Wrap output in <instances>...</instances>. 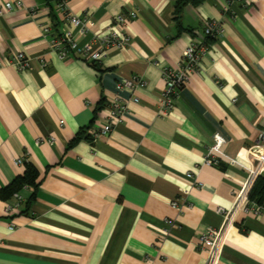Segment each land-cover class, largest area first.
<instances>
[{
	"label": "crops",
	"instance_id": "0c3cea01",
	"mask_svg": "<svg viewBox=\"0 0 264 264\" xmlns=\"http://www.w3.org/2000/svg\"><path fill=\"white\" fill-rule=\"evenodd\" d=\"M22 1L0 15V264H264V207L248 195L235 208L264 128V0H185L178 17L179 0H67L91 19L86 34L58 3ZM132 10L131 45L99 63L61 59L43 33L72 28L83 45ZM208 20L223 32L208 36ZM193 41L209 49L161 115L163 70ZM20 51L30 68L12 64ZM134 75L146 86L117 89ZM117 100L122 120L95 136ZM217 134L220 162L209 165ZM29 168L36 185H20ZM221 208L234 216L213 258L200 237L223 229Z\"/></svg>",
	"mask_w": 264,
	"mask_h": 264
},
{
	"label": "built area",
	"instance_id": "2783aa9c",
	"mask_svg": "<svg viewBox=\"0 0 264 264\" xmlns=\"http://www.w3.org/2000/svg\"><path fill=\"white\" fill-rule=\"evenodd\" d=\"M58 5L59 8H61V11L65 14L64 20L74 28H78L79 33L86 34L91 31L92 21L90 18H82L69 11L66 7L67 0H62L58 3ZM24 7L25 4L22 0L8 1L4 5H0V15L3 16L9 12L22 9ZM136 16V10H132L128 14L121 13L117 15L104 33L95 34L90 41L83 45L79 44L72 28H66L58 35H54L52 33L51 26H45L43 33L45 36L50 37L51 47L61 59H68L71 55L75 54L87 59L92 63H99L111 49L123 48L131 45L132 35L128 32L127 26L129 21ZM205 32L208 36L220 35L223 32V26L216 20H208L205 23ZM208 49L209 45L207 42L193 41L186 48L179 67L164 68L163 74L166 80V88L162 97V109L160 111L161 115H166L173 110L180 89L183 88L184 85L189 81L191 74L199 70L202 56L208 51ZM11 62L19 70H25L31 67L32 59L25 52L20 51L15 55ZM146 84L147 82L143 77L134 75L131 78H126L119 81L117 83V89L122 90L143 88L146 86ZM134 99L135 101L139 100L138 97H135ZM126 108L127 106L124 102L117 100L110 113L109 121L99 130L95 131L94 135L99 137L100 135L109 134L112 131L113 126L122 120L123 113ZM224 142L225 139L220 134L215 135V143L212 145L206 157L205 162L207 164H219L220 161L215 156L216 154L214 155V153H221ZM250 156L257 162V164L252 171V175L245 188L238 196L239 201L236 204V209L243 200H248L250 188L254 184L257 174L264 173V128L260 132L258 144L253 149H251ZM23 161L24 160L22 158H19L15 161V164L21 165ZM189 175L192 176V174ZM15 197L17 201L12 205H8L9 211L17 212L19 210L21 198L18 194H16ZM173 204L178 205V201H174ZM220 211L227 214V222L223 226V229H209L200 237L201 245L213 255V258L216 254V249L219 247L222 241L223 232L232 222L234 216V210L231 212L221 208Z\"/></svg>",
	"mask_w": 264,
	"mask_h": 264
},
{
	"label": "trees",
	"instance_id": "16d2710c",
	"mask_svg": "<svg viewBox=\"0 0 264 264\" xmlns=\"http://www.w3.org/2000/svg\"><path fill=\"white\" fill-rule=\"evenodd\" d=\"M46 1L49 5H51L54 2L59 3L62 0H46ZM183 1L185 0H179L177 3V10H176L177 17L181 14ZM35 177H36L35 170L32 168H29L23 176L18 177L17 183H19L20 185L21 184L36 185ZM11 191L12 189L9 190L8 192H11ZM249 198L252 201L264 207V176H259L257 178L252 190L250 191Z\"/></svg>",
	"mask_w": 264,
	"mask_h": 264
}]
</instances>
